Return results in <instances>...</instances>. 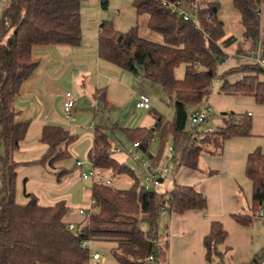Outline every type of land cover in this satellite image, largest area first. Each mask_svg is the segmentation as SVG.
I'll return each instance as SVG.
<instances>
[{"label": "trees", "instance_id": "16d2710c", "mask_svg": "<svg viewBox=\"0 0 264 264\" xmlns=\"http://www.w3.org/2000/svg\"><path fill=\"white\" fill-rule=\"evenodd\" d=\"M84 1L13 0L9 25L0 20V264H157L163 253L161 214L205 211L208 207L207 196L196 185L175 183L172 191L165 193L141 185L135 171L114 157V142L105 126L95 128L89 158L113 176H132L135 183L128 188L117 187L114 182L92 184L91 199L95 204L88 217H83L81 233L68 228L65 217L71 207L67 200L43 205L37 195L27 192L26 201L20 198L19 162L15 155L28 136L30 120L24 119L16 100L39 67L35 48L81 44ZM189 1L133 0L138 16L148 15L147 25L161 36V41L142 36L137 27L118 30L111 20L101 23L99 33L103 60L159 83L173 100L174 121L155 113L154 127L128 128L126 134L145 152L155 134L161 135L160 152L150 155L152 167H161L162 160L169 157L170 152L164 154V146L171 137L174 173L183 167L200 170L203 154L221 155L227 139L252 134L253 119L248 113L226 112L223 125L207 132L190 123L188 106L197 108L207 102L217 80L221 82V92L253 96L264 105V80L260 77L264 75L263 65L253 60L221 71L230 55L252 56L259 48L262 51L260 10L264 0H231L242 30L241 39L235 35L226 37L231 24L220 19L221 4L215 0H201L196 18L191 20L173 11L172 3ZM102 5L107 8L108 0H102ZM234 44L230 54L228 49ZM181 65L186 66V73L179 79L175 72ZM233 75L239 76L235 82ZM104 92L100 90L99 95L105 100ZM76 139L63 126L46 124L41 141L47 150L38 163L54 167L69 159V148ZM70 173L71 169L63 167L58 171V180ZM246 175L253 182L252 214L236 212L232 217L242 225H251L255 213L264 208V152L260 148L249 154ZM227 237L223 224L212 222L204 240L208 261L226 263V253L220 245L226 243ZM84 240L109 243L110 258L106 256L105 262L95 260L92 250L82 247ZM151 255L154 262L149 261Z\"/></svg>", "mask_w": 264, "mask_h": 264}, {"label": "crops", "instance_id": "0c3cea01", "mask_svg": "<svg viewBox=\"0 0 264 264\" xmlns=\"http://www.w3.org/2000/svg\"><path fill=\"white\" fill-rule=\"evenodd\" d=\"M109 9L110 0H108L107 8L102 5V0H85L81 8L83 36L79 46L50 45L34 49V57L39 61V67L35 75L25 84L22 93L16 100V106L22 111L24 119L30 120L28 136L15 155V160L19 162L17 167L19 185L21 183L28 185L30 181L34 180V175L41 170L49 168L59 171L61 168L67 167L71 169V173L67 175V178L72 177L66 183H63L62 180L58 181L60 191L55 189L54 196L61 195L68 189V183L71 180L83 179L81 176L82 170L90 167L88 163L84 164L83 167L77 166V160L75 159L72 165L64 163L71 159L73 155L69 159L56 163L54 167L38 163L47 150V145L41 141V134L43 127L50 123L61 125L64 128H66L65 126L70 127L71 134L78 136L69 148L72 154L78 146L77 120L82 121L81 116H85L83 120H88V122L94 119L92 116H86L85 112L79 111L77 101L86 99L83 102L87 103V98H89L99 103L101 99L104 100L99 95L100 90H102L100 88L106 87L108 92L105 89L102 94L105 96L109 94L110 86H106L108 80H106L104 74L112 71L109 65L114 64L103 60L99 54L100 26L104 21V10ZM229 14L230 10H222L221 6L220 19L228 25L231 24L226 37L235 35L241 39L242 30L238 25L237 15L235 14V21L230 23ZM260 18L261 38H264V4L260 10ZM234 47L235 44L231 49H228L230 54H232ZM261 55L264 58V46ZM248 61H253V59L245 55H230L222 63L221 71L223 72ZM121 71L122 73L128 72L122 69ZM260 77L264 80V75ZM238 79L239 76L237 75L232 78V82ZM69 90L72 91L76 101L70 119L66 117L63 109L64 95ZM219 93L230 97V99H235L234 105L238 112L251 115L253 119L252 134L227 139L221 155L203 154L199 162L200 170L183 167L177 173H174L169 169L165 180L173 181L174 184L196 185L207 196L208 207L205 211L190 210L184 214L170 212L161 214L159 235L160 242L163 245V253L159 260L160 263L157 264L164 263L162 256L165 252L169 253L167 264H220L218 261L210 262L207 260L204 245L205 236L210 233L214 221L221 222L228 233L226 243L220 245V249L225 250L226 253V263L224 264H251L257 255L262 254L260 253L262 245L259 244L256 233L259 232L257 228L263 225L264 218L255 217L251 225H242L232 217V214L236 212L251 213L253 182L246 175V166L251 152L258 148L264 152V105L257 103L253 96L231 95L221 91ZM208 119L202 124H209L210 120ZM223 123L224 118L221 117L216 123V127L205 128L215 130L221 127ZM96 127L95 122H91L89 125V129L93 132ZM94 138L95 135L93 140ZM93 144L92 141L90 147ZM171 156L172 153L170 152L169 160ZM74 169L75 172H73ZM74 173L76 174L75 177H73ZM108 174L115 183L114 176L109 170ZM83 181L89 183L90 187L92 186L90 181L84 179ZM47 182L54 183L50 179H47ZM37 196L43 205H52L62 199L67 200L71 209L65 220L68 223L83 220V216L79 212L72 211L70 199L64 196L46 199L44 197L48 196L39 193ZM164 230H166L165 234ZM112 262L114 261L112 260Z\"/></svg>", "mask_w": 264, "mask_h": 264}, {"label": "rangeland", "instance_id": "374dc122", "mask_svg": "<svg viewBox=\"0 0 264 264\" xmlns=\"http://www.w3.org/2000/svg\"><path fill=\"white\" fill-rule=\"evenodd\" d=\"M216 1L221 4L222 10H230V23L232 21L234 22L236 19L235 14L237 15V13L234 9L232 1ZM104 11V20L113 21L118 30L128 31L137 27L138 32L142 36L152 40L161 41V36L158 33L153 32L147 25V21L149 18L148 15L143 14L141 16H137V11L133 6V0H110V9ZM5 17L6 11L2 6H0V20H4ZM109 66L112 68V71L104 74L106 76V80H108V84H106V86H110V91L109 94H106V99H101L99 103H96L95 100L89 98H87V103L83 102L86 99H80L79 101H77L79 111L85 112L86 116H92L94 119L88 122V120H83L85 116H81L82 121L77 120L76 123L79 134L77 143L78 146L76 145V151L72 152L73 157L65 161L64 163L72 165L74 159L84 162L89 159V152L93 147L90 146L92 145V141L94 142V132L89 129V125L91 124V122H95L96 126L107 127L106 132L114 140L113 141L112 139H110L112 142H114V149H120V151H117V153L114 154V157L118 161L122 162V164H126L135 171V176L136 178H138L141 185L145 187H153L152 180L145 170L143 162L146 161L151 165L152 159L150 155H158L161 149V135L158 133L155 134V138L151 143L149 151L145 152L142 148H138V146L135 145V141L129 139L126 134V130L128 128L136 127H154L155 119L153 115L155 113L163 115L169 121H174L175 107L173 100L159 83L150 81L143 76L136 75L131 72L122 73L121 69H119V67L116 65ZM185 73L186 66L181 65L176 69L175 75L177 78L182 79L185 76ZM235 76L237 75H233L232 77ZM220 88L221 82L220 80H217L215 82L214 91L211 97L207 102L203 103V106L209 103L213 111L210 114V118L208 119L210 120V123L201 124L199 126L200 130L207 132L209 131V129L205 127H216V123L221 119V117H223V114L226 112H238L235 109L234 105L235 99H230V97L220 94ZM100 89H106V87ZM106 91L108 92L107 89ZM143 93H146L151 98L150 109L137 108V100L139 98V95ZM194 111V106H188V112L190 114H192ZM65 127L66 129L68 128V130L70 129V127L68 126ZM172 144L173 139L170 137L169 141L166 142L164 146L165 155H167L170 151ZM132 152H134L135 155H130ZM161 168H168L170 170H173L174 161L172 159L169 160L165 157L161 162ZM73 172H75V169ZM75 175L76 174L74 173L73 177H75ZM34 177V180L30 181L28 185H25L24 183H21L19 185L20 198L23 201H26V192L34 193L35 195H38L39 193L40 195L48 196L44 197L46 199H55L62 196L70 199L73 212H79L81 209L88 210V208L90 207L91 187L89 183L84 182L83 179L76 178L71 180V183H68V189L65 191V193L54 196L55 189L60 191V183L58 182L59 174L57 169L47 168V170H41L39 173L35 174ZM70 177H62V182H68ZM47 179L54 181V183L47 182ZM114 180V185H116L117 187L127 188L128 186H132L135 183V179L127 174H115ZM173 187V181L165 180V182L162 183L159 187H153V190L159 193H165L172 191ZM257 230L259 232L256 233V237L258 238L259 244L262 245L260 253H264V221L263 225L258 227ZM165 233L166 230H164V234ZM95 248L96 250H99L102 254L110 258L109 243H96ZM168 255V252H165V254H163V264H167Z\"/></svg>", "mask_w": 264, "mask_h": 264}, {"label": "built area", "instance_id": "2783aa9c", "mask_svg": "<svg viewBox=\"0 0 264 264\" xmlns=\"http://www.w3.org/2000/svg\"><path fill=\"white\" fill-rule=\"evenodd\" d=\"M166 3V1H164ZM13 0H0V6H2L6 11V17L4 19L5 23L9 25V11L12 7ZM173 7V11L176 12L179 16L183 17L185 20H191L193 17L196 18L197 12L201 7V0H190L188 3L184 2H174L171 4ZM254 61L260 63L264 66V58H262L261 50L257 51V53L250 56ZM76 105V101L73 97V93L70 91L65 92L64 100H63V109L66 117L70 119L72 117L73 108ZM137 108L150 109L151 108V98L146 94H140L137 100ZM212 107L209 103L204 106H200L195 108V111L189 115L190 123L195 126H200L203 122H205L212 113ZM137 146V144H135ZM120 151L119 148H115V152ZM170 152L173 153V148H170ZM130 155H135L132 152ZM88 163L90 167L88 169L82 170L81 176L84 180L90 181L92 184L100 183V184H113V180L108 174V171L104 168L98 167L94 164V162L90 159L86 162L77 160L76 164L79 167H83L84 164ZM143 166L147 171L148 175L152 180L153 187L159 186L166 178V175L169 172L168 168L161 167H152L148 162H143ZM2 175L0 174V185H2ZM153 187L148 186L147 189H153ZM90 207L88 210L81 209L79 214L84 218L88 217L89 212L92 210L93 205L95 204L94 199H90ZM256 217L264 218V208L260 209L255 213ZM84 225V221L81 222H69L68 228L70 230H74L77 233H81ZM82 247L86 249L92 250V256L95 260H101L102 262L106 261V256L102 254L100 251L96 250L95 243L92 240H84L82 242ZM150 262H154V256L149 257ZM251 264H264V253H262L258 259Z\"/></svg>", "mask_w": 264, "mask_h": 264}]
</instances>
